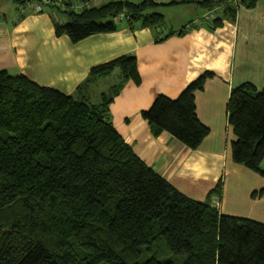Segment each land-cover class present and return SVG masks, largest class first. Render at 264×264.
I'll use <instances>...</instances> for the list:
<instances>
[{"label": "trees", "instance_id": "obj_1", "mask_svg": "<svg viewBox=\"0 0 264 264\" xmlns=\"http://www.w3.org/2000/svg\"><path fill=\"white\" fill-rule=\"evenodd\" d=\"M258 0H174L212 8L229 3L225 18ZM155 0H105L65 11L57 36L73 42L130 25L164 24ZM223 8V9H225ZM218 17L210 26H221ZM193 22L169 34L183 35ZM121 71V80L90 102L43 86L23 74L0 70V264H264V223L220 213L214 196L192 199L145 164L110 119L109 106L129 80L140 84L135 55H122L91 69L86 82ZM206 72L177 98L159 94L142 111L154 135L167 131L191 149L209 128L197 115L195 92ZM79 87V93L80 89ZM228 123L236 140L232 157L264 178V86L244 82L231 90ZM264 188L253 194L263 196ZM164 239L166 259L154 255Z\"/></svg>", "mask_w": 264, "mask_h": 264}, {"label": "crops", "instance_id": "obj_2", "mask_svg": "<svg viewBox=\"0 0 264 264\" xmlns=\"http://www.w3.org/2000/svg\"><path fill=\"white\" fill-rule=\"evenodd\" d=\"M9 1L0 18V70L26 75L66 94L87 96L90 102L99 93L98 100L92 101L96 104L107 91L106 78L115 75L120 79L121 71L115 69L86 82L91 69L122 55H135L140 84L127 81L109 106L110 119L119 134L145 164L186 196L203 201L222 179L220 213L264 223V195L253 196L264 188V178L234 162L232 142L236 135L227 115L233 87L244 82L259 89L264 86V0L251 8L241 4L233 19L225 18L228 8H221L214 19L189 28L183 35L169 36L183 27L146 28L140 23L130 25L122 18L116 31L78 42L65 34L56 35L55 22L65 23L67 17L60 20L48 5L39 11L33 2ZM164 1L156 2L166 5L174 0ZM188 4L195 3L170 6ZM195 6L184 13L179 11L177 20L187 24L208 9ZM218 17L224 18L222 25L210 28ZM206 72L213 76L195 92L197 115L210 130L201 145L191 149L167 131L154 135L142 111L149 109L159 94L177 98ZM97 82L104 86L100 89ZM108 85L111 88L115 84Z\"/></svg>", "mask_w": 264, "mask_h": 264}, {"label": "rangeland", "instance_id": "obj_3", "mask_svg": "<svg viewBox=\"0 0 264 264\" xmlns=\"http://www.w3.org/2000/svg\"><path fill=\"white\" fill-rule=\"evenodd\" d=\"M27 2H32L34 0H26ZM70 1H75V0H70ZM127 1H130V2H140V1H143V0H138V1H135V0H127ZM157 1V0H156ZM8 2H10L9 0H0V18H3L4 16V12L2 11V9L5 7V5L8 4ZM100 2V4L104 3L105 1L104 0H98L97 3ZM162 2H165L164 0H162ZM49 4H47L49 7H51V9H54L56 15L59 17L60 20H65V14H63V12L65 11H62L61 9L58 8V5L57 4H51L52 3V0H50L48 2ZM96 3V2H95ZM196 4H188V5H184V6H180L179 8L177 7H172L170 6V4H166V5H159L157 6L156 8H153V9H150L148 12H160L165 20H164V24L159 28V29H167L169 30V28H171V26H176V28H180V27H184L186 26L187 24H189L190 22H193V25L194 26H197L196 24V20H192L190 22H188L187 24L181 22V21H178V16L180 15L179 14V11H181V13H184V10H188V9H191L192 8H196L195 6ZM188 7V8H187ZM212 9H221L220 5L218 6H214L212 8H208L206 9V11L204 13H206L207 11L209 10H212ZM59 10V11H58ZM62 11V12H61ZM190 12H188V14L186 15H189ZM122 16V17H121ZM122 18H125L124 14H121L119 15V19H122ZM9 19V17H8ZM119 19H117V24H120L121 22L119 21ZM181 24H184V25H181ZM117 71L120 72L119 69H117ZM103 77V76H102ZM102 77H99V78H96V79H92L90 82L92 81H95V80H98ZM119 80V81H118ZM121 80V78L119 79L117 76H110V78H106L105 82H104V85L106 87H104V90H107V91H104V92H108L110 91V87H109V83L112 82L113 84H117L119 83ZM89 82V81H88ZM98 83V82H97ZM101 83L99 84L98 83V86H100ZM103 84L100 86V89L102 88V86H104ZM106 88V89H105ZM99 98V93H96L95 95L92 96V101H97ZM91 101V102H92ZM100 101H101V98H100ZM93 103V102H92ZM99 103V102H98ZM95 104V103H94ZM97 104V103H96ZM219 195H217V199L216 197L214 198V201L216 203V206L217 207H220L219 205ZM219 209V208H218ZM155 251H154V255L156 254L160 259H166L167 256H168V247L164 241V239L160 240L154 247Z\"/></svg>", "mask_w": 264, "mask_h": 264}, {"label": "built area", "instance_id": "obj_4", "mask_svg": "<svg viewBox=\"0 0 264 264\" xmlns=\"http://www.w3.org/2000/svg\"><path fill=\"white\" fill-rule=\"evenodd\" d=\"M50 0H34L33 5L39 10H42V7L44 5L49 4ZM98 0H75V1H70V0H52L51 4H57L58 8L61 9L62 11H81L87 7H91L92 5L97 3ZM105 1V0H104ZM231 2H234L236 5H239L240 0H229ZM229 2V3H231ZM228 3V4H229ZM227 3L221 4V8H225ZM50 5V4H49ZM217 9H212L204 13L202 16L198 17L196 20L197 25H201L205 22L211 21L212 19L215 18L217 15ZM122 17V16H121Z\"/></svg>", "mask_w": 264, "mask_h": 264}]
</instances>
